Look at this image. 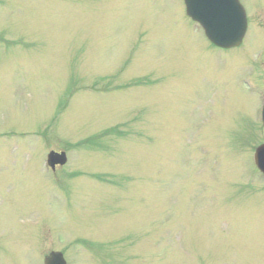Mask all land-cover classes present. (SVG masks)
I'll list each match as a JSON object with an SVG mask.
<instances>
[{
  "label": "rangeland",
  "instance_id": "rangeland-1",
  "mask_svg": "<svg viewBox=\"0 0 264 264\" xmlns=\"http://www.w3.org/2000/svg\"><path fill=\"white\" fill-rule=\"evenodd\" d=\"M243 2L225 52L181 0H0V264H264V0Z\"/></svg>",
  "mask_w": 264,
  "mask_h": 264
},
{
  "label": "water",
  "instance_id": "water-1",
  "mask_svg": "<svg viewBox=\"0 0 264 264\" xmlns=\"http://www.w3.org/2000/svg\"><path fill=\"white\" fill-rule=\"evenodd\" d=\"M191 13L195 18L204 23L207 34L213 41L221 46L225 43L238 45L245 31V12L237 0H186ZM225 40V41H224ZM52 165L64 164L66 155L64 153H52L49 156ZM256 164L264 172V145L258 148L255 155ZM45 264H66L61 253H52Z\"/></svg>",
  "mask_w": 264,
  "mask_h": 264
}]
</instances>
